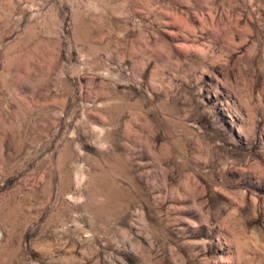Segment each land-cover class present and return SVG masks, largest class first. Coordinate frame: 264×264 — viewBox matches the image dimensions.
Instances as JSON below:
<instances>
[{
    "label": "rangeland",
    "instance_id": "obj_1",
    "mask_svg": "<svg viewBox=\"0 0 264 264\" xmlns=\"http://www.w3.org/2000/svg\"><path fill=\"white\" fill-rule=\"evenodd\" d=\"M0 264H264V0H0Z\"/></svg>",
    "mask_w": 264,
    "mask_h": 264
}]
</instances>
